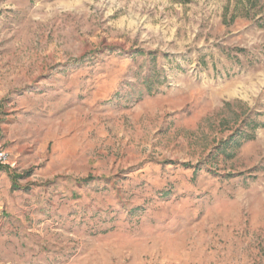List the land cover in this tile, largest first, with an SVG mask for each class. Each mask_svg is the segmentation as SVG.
I'll return each mask as SVG.
<instances>
[{
  "label": "rangeland",
  "instance_id": "obj_1",
  "mask_svg": "<svg viewBox=\"0 0 264 264\" xmlns=\"http://www.w3.org/2000/svg\"><path fill=\"white\" fill-rule=\"evenodd\" d=\"M0 264H264V0H0Z\"/></svg>",
  "mask_w": 264,
  "mask_h": 264
},
{
  "label": "built area",
  "instance_id": "obj_2",
  "mask_svg": "<svg viewBox=\"0 0 264 264\" xmlns=\"http://www.w3.org/2000/svg\"><path fill=\"white\" fill-rule=\"evenodd\" d=\"M9 153L5 147L0 143V166H3L8 163Z\"/></svg>",
  "mask_w": 264,
  "mask_h": 264
}]
</instances>
